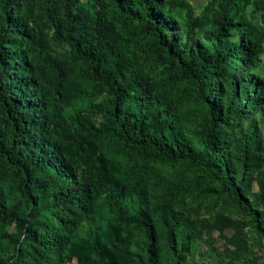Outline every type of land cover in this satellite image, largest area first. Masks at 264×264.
<instances>
[{
	"label": "rangeland",
	"instance_id": "1",
	"mask_svg": "<svg viewBox=\"0 0 264 264\" xmlns=\"http://www.w3.org/2000/svg\"><path fill=\"white\" fill-rule=\"evenodd\" d=\"M142 1L135 0V8L139 9ZM217 1H163L179 31L189 21L187 8L191 10L196 27L188 46L197 41L196 49L207 60L214 59L209 38L214 31L210 23ZM234 14L262 40L259 50L249 48L248 56L240 52L243 26L220 38L221 51L231 54V58L219 61L215 82L204 88L220 94L215 102L224 120L215 130L218 145L212 160L228 183L237 188L264 230V0H236ZM114 24L125 65L143 71L158 97V110L168 112L166 124L161 118L148 123V137L175 153L199 156L200 125L206 122V110L197 81L178 72L176 66L170 67L163 49L137 21L122 16ZM196 49L193 47L194 52ZM38 52L40 58H45L40 62L44 76L53 78L49 62L59 61L67 79L81 87L75 107L82 114L89 105L103 102L100 86L84 81L79 66L64 55L61 47L41 36ZM101 118L94 117L92 122L103 129ZM87 141L101 160L106 178L126 193L124 214L108 204L107 188L87 197L86 214L68 217L59 211L62 225L54 222L50 212H41L31 224L32 246L38 253L30 255L24 244L14 264H150L149 260L151 264H264V237L203 168L167 161L151 150L128 149L110 134L91 135ZM61 149L64 164L75 170V183L88 179L93 167H85L73 150L64 146ZM62 180L57 188L33 189L31 198L42 204L52 203L56 192L74 185L69 177V183ZM16 182L14 175L0 165V198L6 206H16L22 213L24 198ZM139 212H144L152 230V253L147 251L148 237L136 220ZM18 235L14 224L5 226L0 222L2 259L13 257ZM42 241L54 245L46 250Z\"/></svg>",
	"mask_w": 264,
	"mask_h": 264
},
{
	"label": "trees",
	"instance_id": "2",
	"mask_svg": "<svg viewBox=\"0 0 264 264\" xmlns=\"http://www.w3.org/2000/svg\"><path fill=\"white\" fill-rule=\"evenodd\" d=\"M163 1L143 0L137 9L135 0H0V165L14 175L18 192L24 198L22 213L16 206H6L0 198V222L5 226L14 224L19 230L13 257H0V264H14L24 244L30 255L38 253L32 246L31 224L41 212H50L54 222L62 225L59 211L68 217L86 214L87 197L107 188L108 204L124 214L126 193L106 178L101 160L87 143L89 136L97 134H110L128 149L151 150L167 161L203 168L219 184L220 192L237 202L264 237L257 215L212 160L218 145L215 130L224 120L222 109L215 102L220 94L204 89L209 82H215L219 61L231 58V54L221 51L220 38L243 26L240 52L248 56L249 48L260 49L262 39L256 38L244 19H235L236 0H219L210 23L214 29L209 38L214 59L207 60L196 49L197 41L188 46L196 27L191 10L187 8L189 21L179 31ZM120 15L137 21L145 34L152 35L170 67L176 66L178 72L197 81L206 110V122L200 125L199 156L175 153L148 137V123L161 118L166 124L168 112L163 110L162 114L158 110V97L143 71L128 69L124 63L114 26ZM41 36L64 50V55L79 66L84 81L100 86L105 96L101 104L89 105L84 114L75 107L81 87L67 79L59 61L49 62L53 78L43 75L40 62L45 58L38 56ZM94 117H102L103 129L94 125ZM62 146L73 150L85 167H93L88 179L75 183V170L64 164ZM68 177L74 185L56 192L52 203L42 204L31 198L33 189L60 187L62 179L69 183ZM136 220L148 237L147 251L152 253L148 218L139 212ZM53 245L41 242L46 250Z\"/></svg>",
	"mask_w": 264,
	"mask_h": 264
}]
</instances>
